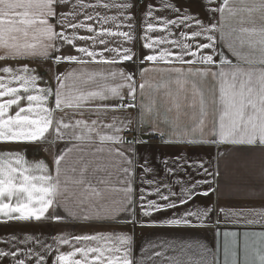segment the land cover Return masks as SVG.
Masks as SVG:
<instances>
[{
    "label": "snow or ice",
    "instance_id": "1",
    "mask_svg": "<svg viewBox=\"0 0 264 264\" xmlns=\"http://www.w3.org/2000/svg\"><path fill=\"white\" fill-rule=\"evenodd\" d=\"M216 2L200 0V7L209 14L210 22L206 24L190 7L173 0H158L155 4L145 0H140L139 4L136 0H94L89 3L85 0H0V61L31 59L41 63L51 61L56 66L51 77L55 80L54 88L29 64L16 67L5 64L0 67V144L26 143L36 145L39 150L38 146L49 137H53L51 143L54 145L63 140L91 143L95 136L101 145L95 151H104L106 142L120 145L109 151L115 152L126 165L120 169L124 177L120 181L123 187L112 189L123 193L119 200L110 207L100 205L95 212L83 208L75 212L67 207L69 196L66 193L69 192L70 182L84 184L91 196H102L101 190L86 181L87 163L80 167L78 179L69 177L68 169H62L66 156L74 150L83 151V148L73 145L58 154L54 153L51 167L44 160L29 162L26 159L27 148L23 152L0 150V221L37 224H67L72 221L102 226L124 223L131 224L133 229L137 226L179 229L203 226L204 219L213 211L208 207L196 211L187 209L182 213L172 211L171 215H165L188 205L198 196L216 194L217 198L223 195L239 202L264 201V164L258 170L230 172L223 185L219 170V158L224 155L219 151L220 145L259 146L264 149V28L260 29V56L258 60L252 59L229 43L223 31L225 11L235 15V10L229 7V0H223L219 7H208ZM137 9L141 14L139 39L142 49L148 50L147 55H138L131 47L123 46L136 40ZM109 10H115L116 14L108 15ZM245 10L249 13L264 12V0H258ZM213 13L220 14L219 21L215 20ZM124 28L127 31L122 30ZM81 30L90 35H80ZM241 31L255 32L256 29L243 28ZM21 33L25 37L24 42H20L17 35ZM30 34L32 42L27 40ZM77 41L84 43L78 44ZM220 44H224L236 58V63L218 47ZM65 46L77 54H61ZM137 62L148 65L138 69L139 85L137 72L114 67L117 63ZM62 63H76L79 67L60 72L58 66ZM242 63H259L262 67L246 69ZM90 64L112 67L89 68ZM149 72L174 78L181 89L189 83V77L213 82L208 96L193 83L191 99L184 97L189 107H198V115L196 112L192 114L195 122L190 130L182 128L179 123V94L172 96L169 93L177 118L169 121L164 117L163 122L171 129L168 132L160 129L154 118L149 134L158 131L164 144L183 145L185 149L216 145L215 172L205 167V164L211 166V160L189 161L186 151L181 150L179 156L163 161L162 171L166 175L157 179L159 173L148 166L147 157L141 164L130 151L121 150L125 145L130 150L135 143L147 145L146 141H127L121 133L136 130L133 124H137L142 131L149 123L146 117L153 113L154 101L145 104L143 100H137L138 89L143 95L147 83L144 76ZM73 76L85 85L97 81L102 83L97 90L77 89L73 94L65 91L66 81ZM117 80L120 82L114 83ZM169 82L162 81L160 86ZM40 83L45 86L40 87ZM85 109L97 118L84 119ZM66 110L72 111V117L67 120ZM168 110L171 111V108ZM58 112L62 113L59 117L56 115ZM108 112H124L127 115L113 116L110 122L104 123L101 117ZM133 112L136 114L133 115ZM77 115L80 118H73ZM137 167L141 170V184L149 186L148 189H139L138 199L133 184ZM188 167L202 169L207 178L194 183L172 179L185 173ZM71 171L76 172L77 169L73 166ZM36 172L40 174H34ZM62 174L65 177L63 181ZM147 175H153V179H145ZM174 186H179L180 191H173ZM201 186L207 187L200 191ZM153 195L156 199L148 198ZM86 200L87 197L81 198L78 204L82 206ZM61 204L65 205V215L55 210ZM252 212V208H241L234 213L237 216L234 222H260L248 219V214ZM113 232L114 229L91 235H73L61 230L44 240L39 235L28 233L23 239L16 234L0 236V244L5 245L0 248V264H33V261L35 264H47L48 254L53 252L55 255L51 264H145L143 254L147 249L141 247V257L135 256L134 235L127 232H115L113 235ZM224 235V264H264V231L253 233L262 243L252 250L245 245L243 253L235 247L230 249L227 241V237L237 236V233L225 232ZM248 235L245 232V236ZM91 242H96V246H90ZM65 246L71 250L63 251ZM148 247L153 249L155 257L164 256L162 251H154L157 245L149 244ZM168 260L171 264H179L173 257ZM160 264L165 262L161 260Z\"/></svg>",
    "mask_w": 264,
    "mask_h": 264
},
{
    "label": "crops",
    "instance_id": "2",
    "mask_svg": "<svg viewBox=\"0 0 264 264\" xmlns=\"http://www.w3.org/2000/svg\"><path fill=\"white\" fill-rule=\"evenodd\" d=\"M86 3L94 2V0H85ZM140 0H136V3L139 4ZM145 2L157 3L158 0H145ZM175 3L184 4L186 7H190L193 13H198L200 18L207 24L210 22L209 14L205 13L200 7V0H173ZM223 0H217L216 3L209 4L208 7H219V4ZM254 3H258V0H229V7L235 10V15L230 14L225 11V18L223 21L224 27L223 31L226 34L227 41L232 43L235 48L241 51L244 54H248L250 58L258 60L260 56V44L259 41L262 38L260 35V29L264 28V12L254 11L249 13L245 9L251 7ZM103 14L104 10H100ZM108 15H115V10H109ZM136 31L135 36L136 40L133 44L125 43L124 47H131L138 55L143 53V55L149 54L148 50H144L141 47V41L139 39L141 35V14L140 10H136ZM164 14V13H161ZM168 15H171L170 13ZM215 17L216 21L220 20L219 13L212 14ZM83 17H81L82 19ZM255 28V32H244L241 29ZM59 30V29H57ZM127 31L126 28L122 29ZM31 32V30L29 29ZM174 31H176L174 29ZM80 35H90V33L81 30ZM20 42H24L25 37L22 33L17 34ZM219 35V33H217ZM28 42H32L31 34L27 37ZM243 42V43H242ZM78 44H83L82 41H77ZM90 43V42H89ZM115 46V45H113ZM225 55L228 56L233 63H236V58L232 56L229 50L224 46V44L218 45ZM99 50V48H97ZM64 55L72 54L76 55L77 53L70 47L65 46L62 53ZM106 55L111 56V53ZM218 60L219 57H216ZM5 64L12 65L13 67L18 66L19 64H29L31 67L36 68L38 73L44 77L45 80H48L51 83V86L55 87V80L52 79L53 72L56 70V66L52 65L51 61L46 63H41L39 61L31 59H22L19 61L8 60L0 61V67H3ZM79 65L76 63H62L58 66L60 72H65L66 70L70 71L72 69L78 68ZM89 68H107L110 69V65H100V64H90ZM114 67L123 68L127 71L137 72V85L140 84L141 78L138 74V69L140 67H148L147 64L140 65L139 62L136 64L131 63H117ZM242 67L249 68H260L262 65L259 63H254L249 65L247 63H242ZM52 69V71H49ZM144 80L147 81L143 95L139 94L137 100H143L145 104H149L154 101L153 113L146 117L149 123H146L143 127V130H139L137 124H133L132 127L136 130L133 132L132 138H126L127 141H146L147 145L142 143L133 144V148L128 150L127 145L124 148H121L122 151H130L133 154V158H139V163H144V158H148V166L151 167L154 172H158L159 175L157 179L163 178L166 174L162 171L164 165V160H170L181 154V150L186 151V156L189 161H201V160H211V166L205 164V167L209 168V171H216L217 160V146L216 145H204L196 148H187L183 145H168L164 144L161 140L152 139V134H149L151 131V121L155 118L157 125L160 129H163L165 132L170 131L169 125L163 122L164 117H167L169 121L176 120L177 110L172 108L171 98L169 93L172 96H177L179 94V102L181 103V109L179 114V123L182 128L187 127L189 130L192 128L193 123L195 122L191 117L193 112H196L198 115V107L191 108L188 106V102L184 100V97L187 96L191 99L192 96V86L195 83L196 87L204 92L205 96H208L209 89L212 86V81L209 79L207 81L201 82L199 78L189 77V83L183 86V89L174 82V78H170L167 75H162L157 72H149L144 76ZM162 81H171L166 86L161 87ZM120 81H114V83H119ZM102 82L97 81L95 84H83L77 77H70L66 81V92H72L75 94L77 89H82L86 91L97 90L98 86ZM13 86H16L15 84ZM40 87L45 86L43 83H40ZM218 87V85H217ZM171 108V111L168 109ZM68 112V117H65L67 120L69 117H72V111L66 110ZM157 113L159 114L157 116ZM14 114V110H13ZM136 113L133 112V115ZM59 117L62 113H56ZM127 113L124 112H108L106 116H102L101 120L104 123L110 122L113 116H126ZM73 118H80L79 115ZM84 119L92 120L96 119L95 115L90 114L86 109L84 110ZM211 119V117H209ZM71 131V130H69ZM123 135V133H121ZM159 135L157 131L154 133ZM160 136V135H159ZM167 138V137H166ZM53 137H49L47 141L42 142L37 150L36 145H30L26 143H10V144H0V150L10 149L14 151L23 152L26 148V159L29 162H35L38 160H44L51 167L52 156L54 153L58 154L60 150L70 148L73 145H79L80 148H83V151L74 150L69 153L65 162L62 164V169H68L67 175L72 178H79V169L80 167L87 163L88 169L86 174V181L90 182L97 189L101 190L102 196L97 198L91 196L89 192L85 189L84 184L69 183L68 188L69 192L66 195L69 196L67 201V207L71 208L75 212H80L81 208L89 212H95L99 210L100 205L105 207H110L114 201L119 200L122 196V192L112 191L113 188H121L123 185L120 184V181L124 179L123 173L120 169L126 165L121 162V158L115 154V152H110V148H119L120 145L112 144L111 142H106L103 145L104 151L97 152L95 151L96 147L101 146L99 140L94 136L91 143L78 142L75 140L68 141H58L54 145L51 143ZM47 149V150H45ZM219 151L224 153L222 157L219 158V170L221 173V184L223 185L224 178L230 172H240L245 173L248 171L258 170L262 164H264V149H261L259 146L255 148H249L248 146H232V145H220ZM77 169L76 172H72V167ZM34 174H40L38 172ZM64 175L62 174L61 180H64ZM203 175L202 169H194L188 167L185 173L179 174L178 177L172 179L180 180H191L193 183L196 180L206 179ZM145 179H153V175L145 176ZM105 181V183H101ZM134 187L137 191V199L139 189L144 187L148 189V185L141 184V170L137 167L136 176L133 181ZM207 186H201L200 191L206 189ZM215 187V184H213ZM173 191L179 192L180 187L174 186ZM87 197L86 202L81 206L78 204L79 199ZM149 199H156V197L149 196ZM211 207L213 211L210 213L209 217L204 219L203 226L197 227H188V228H153V227H135L133 229L131 224H112L107 226H102L99 224H86V223H76L69 221L67 224H37L35 222H8L5 223L0 221V236L16 234L21 239L24 238V234L39 235L42 240L47 239L48 237L55 235L61 230L71 232L73 235H83V234H95L98 231H112L115 232H127L131 235H134V254L137 258L141 257V247L147 249L143 254L145 259V264H160V261L163 260L165 264H171L168 260L169 257L175 258L179 264H224V245H225V232H235L237 236L227 237V241L230 249L236 248L239 252L243 253L245 245L252 250L259 246L262 241L259 237L253 235V233H258L264 231V215H261L264 212V201L260 199H255L246 202H239L235 198H230L228 196L221 195L217 198L216 194H210L207 197L198 196L192 202L184 207L173 209L165 215H171L172 211L177 213H182L187 209H192L196 211L200 208ZM241 208L254 209V212L248 214V219H253L260 221L253 224L245 223H235L237 216L234 213H238ZM220 209H224L223 212ZM60 215H65V205L55 209ZM139 214V213H138ZM123 220L124 217H121ZM219 220V224L217 223ZM196 221L194 220V223ZM113 232V235H115ZM245 232L249 235L246 237ZM50 243V239L48 240ZM32 242H30L31 245ZM149 244H155L157 247L154 251H162L164 253L163 257H155L153 255V249L149 248ZM161 244H166L165 247H160ZM80 246V245H77ZM90 246H96V242H91ZM5 247V245L0 244V248ZM39 251L40 249L37 248ZM63 251H69L71 248L65 246ZM55 253H49V259L47 264H51V259L54 257ZM151 257V259H147ZM33 264L35 262L33 261Z\"/></svg>",
    "mask_w": 264,
    "mask_h": 264
},
{
    "label": "built area",
    "instance_id": "3",
    "mask_svg": "<svg viewBox=\"0 0 264 264\" xmlns=\"http://www.w3.org/2000/svg\"><path fill=\"white\" fill-rule=\"evenodd\" d=\"M133 133H134L133 131H131V132L125 131V132H123V136L129 139V138H132L134 136ZM151 138L161 140L160 136L155 135V134H152Z\"/></svg>",
    "mask_w": 264,
    "mask_h": 264
}]
</instances>
